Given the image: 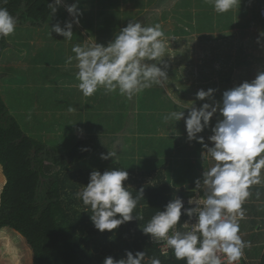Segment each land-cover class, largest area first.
<instances>
[{"label":"clouds","instance_id":"9594fccd","mask_svg":"<svg viewBox=\"0 0 264 264\" xmlns=\"http://www.w3.org/2000/svg\"><path fill=\"white\" fill-rule=\"evenodd\" d=\"M8 0H0L6 5ZM217 14L240 9L242 0H205ZM80 0H52L47 3L52 16L63 6L71 19L61 24L57 21L50 27L66 41H72L74 26L80 24L83 15ZM17 18L8 9L0 6V39L10 37L16 31ZM53 36V35H52ZM264 38L260 31L257 43ZM264 46V45H262ZM165 33L159 23L146 26L129 19L126 26L107 43L87 41L73 44L66 66L73 65L77 89L84 97H92L103 89L104 94H118L127 100L142 94L154 86L165 87L169 83V64ZM217 89H199L192 103L181 105L174 100L175 110L163 116L166 124L174 125L183 120L186 141L198 142L202 146L201 160H209L211 166L204 168L194 181V189L203 190L202 199L188 198L187 205L176 195L163 209L157 211L146 224L139 228L152 242L164 243L178 261L185 264H239L244 250L250 247L240 234L239 221L245 219L243 205L251 196L253 185L264 183V71H258L251 80H244L225 89L219 99ZM196 101H203L197 107ZM187 110V113L185 112ZM68 111H73L69 107ZM213 116L216 122L211 123ZM206 129L211 134L199 135ZM83 132L82 129H78ZM177 137L179 131H170ZM169 132V133H170ZM168 133V134H169ZM87 150V149H83ZM117 158L116 151L100 153L102 160ZM129 173L121 168H109L101 172L93 169L89 182L74 193L81 201L84 211L98 231L111 232L122 224L144 219L143 211L136 212L144 197L143 188L133 195L125 186ZM259 196V193H257ZM182 216L186 217L178 230ZM11 258L19 260L18 253L9 248ZM167 256L168 252H162ZM146 252L125 249L124 255L116 259L106 256L102 264H161L156 257L145 261Z\"/></svg>","mask_w":264,"mask_h":264},{"label":"rangeland","instance_id":"374dc122","mask_svg":"<svg viewBox=\"0 0 264 264\" xmlns=\"http://www.w3.org/2000/svg\"><path fill=\"white\" fill-rule=\"evenodd\" d=\"M66 2L73 3L74 0ZM79 7L83 12L80 21L88 18L87 28H83L81 22L83 33L74 27V42L64 40L55 32L53 36L50 35V27L32 28L30 31L17 29L8 37L9 44L4 47L0 57L2 98L11 114L21 122L22 128L31 131L34 138L49 146L65 148L71 143L70 139L63 137L67 136L65 129L68 127L65 123L70 115L83 121L93 110L104 111L105 108L100 98L101 91L92 97H84L82 93L72 95L68 91L74 80L64 73L72 74V65L66 66V58L73 55L72 45L95 40L107 43L120 28L126 26L129 19L138 20L146 26L159 23L165 33L167 50L173 56L165 57L169 64V83L163 87L166 101L171 97L181 105L190 104L199 89L207 90L210 87L217 89L215 96L219 99L225 89L251 80L258 71H264V38L257 43L260 31L264 30V17L261 15L264 4L260 0H242L240 9L237 6L224 14L215 13L205 0H80ZM52 18L48 24L50 26L57 21L62 24L65 19H71L63 6L58 7ZM44 38L50 41L49 44L43 45L42 54L33 60L25 73H20L22 63L25 66L28 63L22 59L34 57L36 49L44 43ZM20 39H26L31 45L32 49L28 53L23 50L26 49V43H19ZM51 77L54 78L49 84ZM67 98L72 104L71 112L68 111L70 103ZM202 103L196 101L197 107ZM105 110L106 114H112V109L107 105ZM148 113L160 116V112L153 110ZM110 118H106L107 124L113 123ZM213 118L212 121L216 122V117ZM40 120L43 124L38 126V130ZM98 120L104 121L105 118ZM82 130L85 132L79 134L88 137V129L83 127ZM167 130L181 133L177 127L167 129L160 124L149 133L156 137L167 136ZM123 134L129 138L133 135L126 131ZM120 141L113 147L122 154L124 143ZM99 156L88 157L73 165V168L95 169L106 162Z\"/></svg>","mask_w":264,"mask_h":264},{"label":"trees","instance_id":"16d2710c","mask_svg":"<svg viewBox=\"0 0 264 264\" xmlns=\"http://www.w3.org/2000/svg\"><path fill=\"white\" fill-rule=\"evenodd\" d=\"M51 2L8 0L0 6L6 7L20 26L43 28L52 17L47 7ZM7 40L0 39V57ZM40 121L38 130L43 124ZM103 138L80 137L69 147L49 146L22 128L0 91V264H102L108 255L121 258L125 249L145 251L146 262L156 257L161 264H185L176 260L170 249L167 256L163 255L139 228L176 195L183 198L196 191L194 186H172L163 167L135 171L110 157L95 168L101 172L125 169L129 173L124 182L128 190L134 196L141 188L144 192L135 210L143 211V220L127 222L111 232L95 229L90 213L74 196L89 182L93 169H74L73 165L88 157L97 158V153L114 151L109 147L112 137ZM181 219L178 230L184 231L181 225L186 217ZM9 248L18 253L19 260L11 258Z\"/></svg>","mask_w":264,"mask_h":264},{"label":"crops","instance_id":"0c3cea01","mask_svg":"<svg viewBox=\"0 0 264 264\" xmlns=\"http://www.w3.org/2000/svg\"><path fill=\"white\" fill-rule=\"evenodd\" d=\"M260 3L264 4V0H260ZM52 17L46 22L44 28H49L48 24L52 21ZM87 19L88 18L81 20L83 28H87ZM82 26L79 24L74 27H76V30L80 31ZM32 28L42 29L20 26L17 24L16 30L24 29L25 31H30ZM81 33H83L82 30ZM7 39L9 44V38ZM44 40L40 48L36 49L37 52L34 54V57L29 56L24 60L22 59V61L27 60L28 63L26 62L27 66H25V63H22L23 68L20 69V73H25V71L30 68V64L34 62L33 60L37 59L39 54H42L43 45L49 44L50 42L46 41V38H44ZM72 42H74V39H72ZM19 43H26V49H23L26 53L32 49L26 39H20ZM32 46L34 49V44H32ZM50 50L51 49H49V51ZM50 62H53V60ZM52 67L53 66L50 68ZM71 71L72 74L68 72L64 73L66 77L70 76L74 80L71 89L68 91L71 92L72 95H78L81 92L76 87L78 81L74 76V72L76 71L74 64L71 66ZM54 77L49 79V84L53 81L52 78ZM150 89L153 91H144L142 94L133 97L132 100H127L115 93L105 95L103 89L99 90L101 91V101L105 103L104 111L98 109L93 110V113L84 118L83 121L79 117L75 118L71 115L69 116L70 118L66 120L65 125L68 129H65V133L67 134V139L71 140L68 147L72 146L78 138L84 137L80 135L78 131V129H83L84 127L85 130L88 129L89 136L98 135L101 136V138L104 137L102 139L103 141H106L108 137H112L110 138L111 142L109 147L117 152L118 160L123 162V164L130 169L135 171H148L163 167L164 173L172 186L184 188L188 186L195 187V179L201 175L203 167L207 168L211 166V162L209 160L200 159L202 150L200 143L195 141L189 143L186 141V131L183 120L177 122L175 125L174 123L168 125L164 122L163 116L176 108L171 97L167 101L164 100V88L154 86ZM28 96L29 94L26 93V97ZM67 100L71 107V101L68 98ZM106 105L112 109V114H106ZM128 109H132V111L129 112ZM149 110L160 112V116L155 115V113L149 114ZM185 112L187 113V110H185ZM109 117H111L110 119L113 121L112 124H107L106 118ZM94 118H96V120ZM98 118L101 120L105 118V120L100 121ZM212 120H214V118H212ZM211 123L214 125L215 121H211ZM158 124L164 125L167 129L177 127L181 129V135L177 137L169 133L168 130L169 134L167 136L156 137L154 134H150L149 131L156 129ZM124 130L128 133L131 132L133 134L132 137L129 138L128 135L123 134L125 133ZM135 133L137 135L134 138ZM210 134V129H206L199 135L204 136L205 142H207V137ZM118 141L124 143L123 149H121L122 151L120 150L122 154L113 147ZM123 153L128 154V156ZM96 155L98 156L100 153ZM138 165L140 166L139 168H137ZM250 192L251 196L243 205L245 219L239 221L242 238L245 241H249L251 244L250 247L244 250L243 263L261 264V260L264 257V183L253 185L250 188ZM199 193L204 196L203 190H200ZM257 193H259V196H257Z\"/></svg>","mask_w":264,"mask_h":264},{"label":"built area","instance_id":"2783aa9c","mask_svg":"<svg viewBox=\"0 0 264 264\" xmlns=\"http://www.w3.org/2000/svg\"><path fill=\"white\" fill-rule=\"evenodd\" d=\"M261 15L264 17V8L261 9ZM188 198H191L193 200H196V199H202L203 196L199 192L195 191V193L192 196L183 197L182 199L184 200L186 206H188L187 205ZM176 227L178 229V225ZM191 227H192V225L189 224L188 225V229H185V230H190ZM150 242L153 243V244H155V245H157V247H159L163 251L168 250L167 247H166V245L164 243H162V242L159 243V244L158 243H155V242H152L151 240H150ZM239 264H244L243 263V258L241 259V261H239Z\"/></svg>","mask_w":264,"mask_h":264}]
</instances>
